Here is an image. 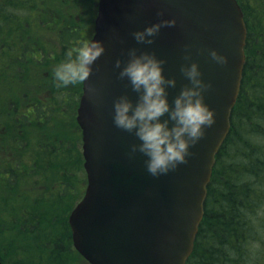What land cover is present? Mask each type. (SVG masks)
Wrapping results in <instances>:
<instances>
[{
  "label": "trees",
  "instance_id": "obj_1",
  "mask_svg": "<svg viewBox=\"0 0 264 264\" xmlns=\"http://www.w3.org/2000/svg\"><path fill=\"white\" fill-rule=\"evenodd\" d=\"M237 1L247 28L241 86L186 264H264V0ZM96 9L95 0H0V149L11 152L0 154V241L10 229L19 242L0 243L2 264H79L68 215L86 182L73 132L82 83L57 88L51 78L66 51L91 37L75 18H95ZM42 29L61 51L43 45ZM34 67L43 68L35 83ZM47 72L50 86L42 87ZM29 123L48 137L28 141ZM48 193L53 199L44 200Z\"/></svg>",
  "mask_w": 264,
  "mask_h": 264
},
{
  "label": "water",
  "instance_id": "obj_2",
  "mask_svg": "<svg viewBox=\"0 0 264 264\" xmlns=\"http://www.w3.org/2000/svg\"><path fill=\"white\" fill-rule=\"evenodd\" d=\"M165 17L176 24L163 25L151 45L137 43L135 30ZM93 29L90 40L103 41L105 51L82 83L76 112L86 186L68 216L73 247L90 264H186L240 91L247 34L242 8L237 0H98ZM131 47L165 59V75L177 80L170 102L190 83L183 64L197 61L211 84L204 99L215 109V123L190 146L186 163L160 176L147 171L142 153L128 155L139 140L113 121L115 99L127 93L135 102L139 95L115 66L117 58L127 61ZM213 48L228 57L226 64L211 57Z\"/></svg>",
  "mask_w": 264,
  "mask_h": 264
},
{
  "label": "clouds",
  "instance_id": "obj_3",
  "mask_svg": "<svg viewBox=\"0 0 264 264\" xmlns=\"http://www.w3.org/2000/svg\"><path fill=\"white\" fill-rule=\"evenodd\" d=\"M174 24L175 17H165L135 30L132 35L137 43L151 45L163 25ZM104 51V42L96 39L69 48L66 58L54 68L57 87L85 83L93 64ZM210 55L219 64L228 61V57L215 48L210 50ZM127 57L126 62L117 58L115 66L120 70L119 77L126 78L139 95L135 102L127 93L115 99L113 121L139 140L130 145L128 155L134 157L137 152L142 153L147 157V171L153 176L164 175L187 162L190 146L205 135L206 127L215 123V109L204 99V92L211 84L202 78L197 61L183 64L181 71L190 83L170 102L168 90L176 86L177 80L175 76L165 75V59L155 51H141L136 47L127 49Z\"/></svg>",
  "mask_w": 264,
  "mask_h": 264
},
{
  "label": "rangeland",
  "instance_id": "obj_4",
  "mask_svg": "<svg viewBox=\"0 0 264 264\" xmlns=\"http://www.w3.org/2000/svg\"><path fill=\"white\" fill-rule=\"evenodd\" d=\"M95 1H97V0H95ZM94 3H96V2H94ZM74 10L75 11H80L79 12V15L81 16L82 10L80 8H74ZM82 13L84 14V12H82ZM94 13H95V11H94ZM94 13L92 15V18H81V17L80 18H75L78 22H82V21L84 22V24H83L85 26L84 32H85V34H87L88 37L91 36L92 33L94 32V29H93ZM38 34H39V36H40V38H41V40L43 42V45L45 47L50 48V47L54 46V47H56L57 50L61 51L60 44H59L60 42L57 39H55V37L53 36V34H51V31L49 32L47 29H42V31H39ZM42 69L43 68H36V67H34L32 69L34 83L36 81V78L34 77V75L35 76H39L40 75V71ZM50 76H51V74L49 72H47V76H46V79L43 80L42 87L50 86L49 85L50 80L48 79ZM51 82L52 83L54 82V76H53V78H51ZM54 87H57V86H54ZM48 96H49V98H52V97H54L56 95L54 94V96H53V94L50 91L49 94H48ZM0 106H1V102H0ZM29 125L30 126H29L28 134L27 135L25 134V136H27L28 141L33 140V139L42 140V139L48 137L47 134L44 135V133L38 128L40 125L33 126L31 123H29ZM48 127H49V129H57L58 128L57 124H54V123H51ZM11 132L14 134V130H11ZM73 132H74L75 139L78 138L77 137V134L78 133H79V136L81 138V130H80L79 126L77 127V130L73 129ZM11 142H12V139L11 138H8V140L6 142V145L7 144H11ZM43 142L44 141H42V143ZM12 146L15 147V144L13 145V142H12ZM76 148H78V149L81 150V142H80V144L77 143V147ZM0 154L2 156L5 155V154L6 155H10L11 152H6V151L5 152H2V150L0 149ZM82 177L83 178L84 177L86 178L85 173H84V170H82ZM85 186H86V182L84 180L83 183H82V186H81L82 188H81L80 196L79 197H81V195H83L84 190H85ZM20 187H21V189H22L23 192H25V193H27V194H29L31 196L29 199H33L34 198L36 200V195H37L36 193L37 192L32 193V189H31V187H29V185L27 183L22 182L20 184ZM72 187H75L74 190H76V188H77L76 184H73L69 189H71ZM47 199H53V196L50 193H48L44 197V200H47ZM37 201L35 202V204L37 203ZM32 227L33 228L37 227V224L35 223V225L32 226ZM7 231L8 232H7V235H6L5 239L1 240L0 243H3L5 245H8V244H10V241H13V245L17 248L18 245H19V242L10 236V229L7 230ZM20 243H21V241H20ZM3 259L5 260L4 257H3ZM250 259H251V261H253L254 260V256L252 255ZM79 264H90V263L88 261H86L81 256L80 257V260H79ZM252 264H254V262H252Z\"/></svg>",
  "mask_w": 264,
  "mask_h": 264
}]
</instances>
